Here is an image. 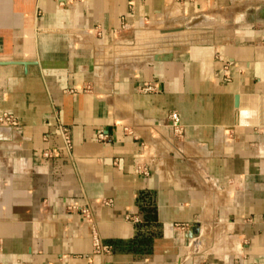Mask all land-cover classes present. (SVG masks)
Returning a JSON list of instances; mask_svg holds the SVG:
<instances>
[{
    "label": "crops",
    "instance_id": "1",
    "mask_svg": "<svg viewBox=\"0 0 264 264\" xmlns=\"http://www.w3.org/2000/svg\"><path fill=\"white\" fill-rule=\"evenodd\" d=\"M261 1L0 0V114L17 121L0 123V264H264V20L105 62L120 31Z\"/></svg>",
    "mask_w": 264,
    "mask_h": 264
},
{
    "label": "rangeland",
    "instance_id": "2",
    "mask_svg": "<svg viewBox=\"0 0 264 264\" xmlns=\"http://www.w3.org/2000/svg\"><path fill=\"white\" fill-rule=\"evenodd\" d=\"M263 1L264 0L261 2ZM246 8H242L241 11L246 10ZM238 12L239 11L231 10L216 11L206 23H210L209 25L213 26L215 35H223L229 28L238 24L233 19V16ZM162 24L163 21H152L150 24L140 28L120 31L119 35L115 37V40H113L107 47L108 53L106 54V57H109L111 61L105 62L113 66L142 63L151 57L153 50L167 47L171 42V40L167 38L171 37V35L158 31V26L160 27ZM134 60L137 62H129ZM206 235L208 239L206 245L209 244V247L222 238V235L217 233L213 228H210V230L206 232Z\"/></svg>",
    "mask_w": 264,
    "mask_h": 264
},
{
    "label": "built area",
    "instance_id": "3",
    "mask_svg": "<svg viewBox=\"0 0 264 264\" xmlns=\"http://www.w3.org/2000/svg\"><path fill=\"white\" fill-rule=\"evenodd\" d=\"M99 31L96 30V33H98ZM150 85L147 84L143 87V89L148 90L150 89ZM168 119L170 121V127L172 129V132L175 135H181L182 134V127L181 124L179 122V118L177 116V113L175 111H169L168 114ZM0 123H3L7 126L13 127L15 128L17 126V121L16 118L14 117V115L10 114V113H6L3 112L0 114ZM57 128V132H58V136L61 142V147L64 150H69L70 146H71V140H70V134L68 131V128L64 125L61 124H57L56 125ZM105 137V133H103L102 131H98L97 132V138L103 139ZM141 170V172L146 173L148 172V168L146 166H137L136 165V170ZM70 208H76V206L70 205ZM79 212L81 213V215L85 218V219H89L90 218V213L88 211V208L86 206H79L78 207ZM137 217H134V220H136ZM91 247L93 251H100V250H107L108 249V245L101 243L98 235L96 234V232L93 230L91 233Z\"/></svg>",
    "mask_w": 264,
    "mask_h": 264
},
{
    "label": "water",
    "instance_id": "4",
    "mask_svg": "<svg viewBox=\"0 0 264 264\" xmlns=\"http://www.w3.org/2000/svg\"><path fill=\"white\" fill-rule=\"evenodd\" d=\"M210 17V15L204 13L192 15L187 19L183 20L182 22H177L165 27L158 28V31L161 33H168L172 31L191 29L202 22H206ZM233 17L236 23L264 20V1L247 7L246 10L236 13ZM169 56L170 53L168 52L151 53V58L154 60L167 59L169 58Z\"/></svg>",
    "mask_w": 264,
    "mask_h": 264
}]
</instances>
